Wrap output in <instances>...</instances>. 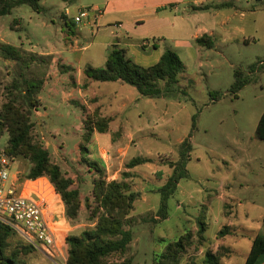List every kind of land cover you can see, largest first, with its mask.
<instances>
[{
    "label": "rangeland",
    "instance_id": "rangeland-1",
    "mask_svg": "<svg viewBox=\"0 0 264 264\" xmlns=\"http://www.w3.org/2000/svg\"><path fill=\"white\" fill-rule=\"evenodd\" d=\"M106 2L42 0L40 12L23 4L13 9L11 14L0 16V105L16 95L20 98L19 102L25 104L22 96L25 81L44 83V88L37 94L40 102L38 110H31L35 122L33 134L48 148L52 160L60 165L65 176L71 178L81 192L80 216L76 221L69 220L71 230L68 235L79 234L95 225L96 218L91 220L97 205L93 189L95 180L100 178L95 168H89L84 162L80 144L86 133L84 116L88 115L81 105H87L91 114L97 109L101 111L96 104L100 98L92 95L90 80L84 74L87 66L103 68L102 63L95 60L100 59L101 49L96 44L84 49L95 41L87 29L82 31L86 34L85 40L80 45L70 46L72 36L81 33V25L74 22V16L81 10L104 6ZM254 3L255 6L250 8L256 13L254 17L251 16L249 30L256 41L244 46L234 57L228 56L229 62L221 55V51L225 52L222 48H214L206 64L213 63L215 68L206 66L201 70L197 56L200 50L197 53L193 50L181 51L180 57L186 71L180 76V83L167 88L166 83L161 82L163 95L154 98L160 101V106L165 105L162 98L172 103L170 114L176 115L172 125L154 130L158 115L149 104L142 102L138 109L140 113H132L135 116L132 122L136 124L131 128L136 133L132 140L123 135H100L101 152L96 154L94 133L89 146V159L105 168L108 181L114 180L109 176L120 169L122 172L118 178L123 179L127 164L139 156L151 157L149 163L152 164L149 166L154 169L152 171L140 165L134 173L129 172L131 176L126 180L132 191L139 194L131 222L125 225L126 230L133 232V240L127 252L114 254L109 258V264L126 259H131L133 264H153L163 252L166 244L161 241L163 238L174 239L194 227V244L182 256L181 264H196L202 255L196 235V219L203 213L201 219L208 224L206 238L218 241V231L227 224L225 213L233 212L231 204L234 205V212H238L237 218H234L237 224H241L245 230L255 228L256 235L264 234L263 222L259 220L264 212V141L256 135L259 120L264 114V65L259 63L264 64V0ZM66 8L72 12V16L67 18L68 25H65L66 18L63 16ZM14 21H17V25L12 28ZM134 38L135 42L138 41ZM4 45L17 47L21 59L7 60L2 51ZM251 66L256 67L254 72ZM237 69L245 71V78L249 82L235 95L231 87ZM188 80H193V83L190 85ZM15 81L19 87L13 89L14 94H10L9 89ZM86 83H89V87L84 90L82 87ZM110 84L112 88L118 85L114 82ZM185 87H188L189 95L183 93ZM216 93L219 96H215ZM194 115H197V122L187 165L190 176L180 181L179 191L168 202V218L162 220L156 210L157 206L160 207L161 195L154 191L164 182L167 174L164 170H155V167L163 164L167 172L171 169L170 162L178 160L179 141L192 132ZM142 129L147 132L137 133ZM8 140L9 134L6 132L0 140V149H6ZM103 141L109 145H104ZM106 151L110 152V156L103 159ZM13 166L21 171L23 178H27L31 168L28 160L17 158ZM225 185L230 189L223 188ZM142 190L145 191L146 202L139 198ZM216 191L219 195H214ZM87 198L91 201V207L86 205ZM225 198L229 200L228 207ZM178 203L180 208L177 207ZM208 204L210 210L204 208ZM152 206L156 207L149 211ZM245 237L237 238L238 242L234 237L230 238L229 243H235L238 249L233 255L235 264H246V254L250 251L247 244L251 237ZM11 242L14 246L16 243L28 244L18 233L11 238ZM28 261L30 264H65L61 258H53L37 248L28 256ZM260 264H264V259Z\"/></svg>",
    "mask_w": 264,
    "mask_h": 264
},
{
    "label": "trees",
    "instance_id": "trees-1",
    "mask_svg": "<svg viewBox=\"0 0 264 264\" xmlns=\"http://www.w3.org/2000/svg\"><path fill=\"white\" fill-rule=\"evenodd\" d=\"M42 0H0V16L11 14L12 10L23 4L29 5L34 11L40 12L42 9ZM17 21H14L12 28H15ZM68 25V22H67ZM196 44L207 48H213L214 41L208 35L196 39ZM2 51L7 60L21 59L20 51L12 45H4ZM264 65V64H263ZM255 66H251L254 72ZM186 71V66L180 55L172 48H167L162 54L160 60L153 66L143 67L138 65L124 48L118 44L113 45L110 50L106 64L98 69L88 66L84 70L85 76L89 80L98 82H119L135 88L143 97L159 98L163 95L161 82L166 83L167 88L178 85L180 74ZM248 78H245V71L237 69L235 72V81L231 91L237 95L247 84ZM19 87L15 81L10 94ZM89 83L82 88L87 90ZM44 88V83L25 81V87L22 90V96L25 104L19 102V97L13 96L7 102L0 105V140L7 132L9 140L5 149L7 156L16 161L17 158H24L31 164L27 178L37 179L47 177L54 185L57 193L61 196L65 206L66 217L70 221L78 220L82 209L81 192L75 187L74 181L66 177L59 164L52 160L48 148L38 141L33 128L35 122L32 119L31 110H38L40 105L37 94ZM218 94L216 93L215 96ZM219 96V95H218ZM82 110L86 112L85 123L86 133L83 135L80 151L83 154V160L86 165L94 167L100 178L95 180L93 196L97 204L92 212L93 220L96 218L95 225L84 229L79 234L67 235L65 243L67 246V264H109L108 260L114 254H125L129 244L133 240L131 229L126 230L125 225L130 223V217L134 210L135 201L139 194L132 191L127 178L131 175L129 172L122 174L123 179L108 181L105 168L95 160L89 159V146L95 132L105 134L109 131L111 119L102 115L100 110L91 114L87 105H81ZM192 132L179 145V158L170 162L173 169L172 174L166 180V183L159 189L161 195V205L158 210L162 220L168 218V202L178 190L180 181L189 178L187 169L192 151L191 138L193 130L196 128L197 115L192 118ZM257 137L264 141V114L261 116L257 126ZM151 162L144 157H136L127 164V169H133L137 166ZM87 207H91V201L86 199ZM206 208V207H205ZM203 213H201L202 216ZM201 216L196 219L199 246L206 242V231L208 229ZM264 228V217H263ZM231 233L229 226H224L217 234L218 239H223ZM17 232L12 228L0 224V264H30L28 256L36 250L30 244L14 243L11 238ZM194 230H186L180 236L174 239L163 238L161 241L166 243L163 252L153 264H181L182 256L186 254L189 248L194 244ZM230 248L219 246L217 250L207 249L203 264H221V260ZM264 259V234L257 235L250 248L246 264H260ZM115 264H133L131 259H126ZM191 264V263H187Z\"/></svg>",
    "mask_w": 264,
    "mask_h": 264
},
{
    "label": "crops",
    "instance_id": "crops-1",
    "mask_svg": "<svg viewBox=\"0 0 264 264\" xmlns=\"http://www.w3.org/2000/svg\"><path fill=\"white\" fill-rule=\"evenodd\" d=\"M255 1L256 0H107L104 6L96 5L105 9V15L101 21L102 26L99 31L93 34L89 27L81 26V33H76L72 36L70 46L80 45L82 40L86 38V34L82 33V31L87 29L90 34H92L95 41L89 46L84 47V49L89 48L93 44L99 45L101 49L100 59H95L93 57H91V59L100 61L103 67L106 64L107 56L113 45L118 44L120 48L127 50L130 57H135V61L143 67L155 65L160 60L164 51L167 48H172L179 55L182 50H193L196 53L200 50V53L197 55L198 67L201 70L206 66H209L210 69H214L215 65L213 63L206 64L210 59L209 53L213 51L214 48H222L227 52L226 54L221 51V55H223L225 61L229 62V57H234L235 53H239L244 46H249L252 42L256 41V37H253L252 31L249 30L251 27V16L254 17L256 13V10H251L250 7L255 6ZM118 24L121 26L117 27L116 25ZM65 25H67L66 20ZM204 35L213 38V48L209 49L196 44V39ZM134 37H136L138 41L135 42L133 40L135 39ZM204 50H206V54L203 53ZM51 54L56 53L52 52ZM259 63L261 64V62ZM231 66H233V64H231ZM78 73L80 74V70ZM181 75L182 74H180V76ZM110 83L112 82L90 80V92L93 96H96V98H100L96 102L97 106L101 108L103 116L111 119L110 128L107 133L100 134L95 132L94 141L97 143L96 154L101 152L100 146L102 142L101 138L98 137L100 135H123L132 140V136L136 135L131 129L136 125L132 122V119L135 117L132 113L135 111L140 113L138 109L139 104L142 102L149 104L158 115L156 125L153 127L154 130L166 129L170 124L172 125L173 120L176 119V115L170 114V105L172 103L168 100L162 98L165 105L160 106V101H156L154 98L145 99L135 88L119 82H114L118 85L112 88ZM188 83H193V80H188ZM182 91L185 95H189L188 87H185ZM107 104H109L108 107L105 106ZM138 117H140V114ZM146 132V130L142 129L137 133ZM157 135H159V133ZM189 135L186 138H188ZM185 139L180 140L179 145ZM103 142L104 145H109L107 141ZM138 149H140V151L142 150L141 147H138ZM144 158L150 159L151 157L147 156ZM151 164L152 163H146L143 165L146 169L149 168V170L153 171V167L149 166ZM137 167L125 169V171L134 173ZM165 168L163 164L155 167V170H164L167 174L166 178L164 177V182L154 191L155 193H160L159 189L166 183V180L173 172L172 168L170 169L168 167L169 169L167 172ZM120 172H122L121 169L114 172L113 175L109 176V179H119ZM223 188L230 189L227 185ZM178 191L179 188L177 192ZM214 195H219V192L216 191ZM139 198H142L144 202L147 201L144 190L141 191ZM225 201L226 207H228L227 204L229 200L225 198ZM231 205L233 206V212L225 213L227 224L224 225L231 228V233L223 239H218L216 237L218 241H211L206 238L204 245L200 246V253H202V255L197 259L198 261L196 264H203L207 249L213 248L217 250L219 246L230 248V252L222 258L221 264H235L233 255L238 249L235 248V243H229L231 237H234L236 240L240 238V236L245 237L248 235L251 238H249L247 247H249V249L251 248L252 242L257 236L254 232L255 228L245 230L241 227V224H237L234 218H237L238 212L235 213L234 205ZM156 206L149 208V211L153 210ZM177 207L180 208V203H178ZM159 208L157 206L156 210H159ZM206 210H210L209 204ZM63 211L65 212L64 204ZM263 217L264 212L259 216V220H262V222ZM194 229L195 227L192 228V230ZM236 241L238 242L239 240L237 239ZM246 255L248 257L249 253Z\"/></svg>",
    "mask_w": 264,
    "mask_h": 264
},
{
    "label": "built area",
    "instance_id": "built-area-1",
    "mask_svg": "<svg viewBox=\"0 0 264 264\" xmlns=\"http://www.w3.org/2000/svg\"><path fill=\"white\" fill-rule=\"evenodd\" d=\"M104 15L105 9L95 6L79 11L74 22L89 27L96 34ZM63 16L67 22L72 16L70 8H66ZM108 156L109 151L102 155L103 159ZM14 163L6 151L0 149V224L12 228L28 244L67 264L65 239L71 228L61 207V196L49 178H23L21 171L13 168Z\"/></svg>",
    "mask_w": 264,
    "mask_h": 264
}]
</instances>
